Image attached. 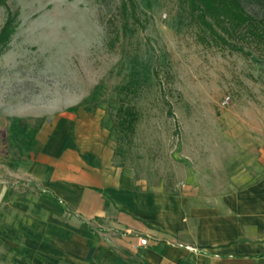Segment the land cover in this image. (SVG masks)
I'll return each instance as SVG.
<instances>
[{
	"label": "rangeland",
	"instance_id": "1",
	"mask_svg": "<svg viewBox=\"0 0 264 264\" xmlns=\"http://www.w3.org/2000/svg\"><path fill=\"white\" fill-rule=\"evenodd\" d=\"M243 2L264 18V0ZM8 5L20 15L0 55L2 258L23 249L27 227L43 215L40 189L25 170L37 125L49 116L94 118L115 162L148 189L173 191L188 181L213 189L248 166L240 146L264 138V33H235L231 42L244 51L202 41L180 0ZM6 11L0 4V29ZM122 101L140 113L132 136L114 125Z\"/></svg>",
	"mask_w": 264,
	"mask_h": 264
},
{
	"label": "crops",
	"instance_id": "2",
	"mask_svg": "<svg viewBox=\"0 0 264 264\" xmlns=\"http://www.w3.org/2000/svg\"><path fill=\"white\" fill-rule=\"evenodd\" d=\"M37 128L25 176L43 215L0 264H264V138L241 144L248 166L216 188L162 191L131 182L91 116Z\"/></svg>",
	"mask_w": 264,
	"mask_h": 264
},
{
	"label": "trees",
	"instance_id": "3",
	"mask_svg": "<svg viewBox=\"0 0 264 264\" xmlns=\"http://www.w3.org/2000/svg\"><path fill=\"white\" fill-rule=\"evenodd\" d=\"M0 4L6 6L7 10L6 20L0 29L1 55L2 51L8 47L11 37L17 29L20 12L13 11L8 5V0H0ZM180 5L186 11L187 17L202 32V41L211 39L217 45L221 43L227 48L244 51L242 46L232 44L231 41L235 33L247 30H255L253 32L257 35L264 33V18L256 17L243 0H180ZM116 111L114 125L118 132L122 135H134L140 115L136 105L122 101ZM42 121L41 119L37 127Z\"/></svg>",
	"mask_w": 264,
	"mask_h": 264
},
{
	"label": "built area",
	"instance_id": "4",
	"mask_svg": "<svg viewBox=\"0 0 264 264\" xmlns=\"http://www.w3.org/2000/svg\"><path fill=\"white\" fill-rule=\"evenodd\" d=\"M229 99H230V97H225V98L222 100L221 104H222V105L227 104V103L229 102ZM1 128H2V127H1V124H0V131L2 130ZM140 241H141V244H148V243H149V240H148L147 237H142V238H140Z\"/></svg>",
	"mask_w": 264,
	"mask_h": 264
}]
</instances>
